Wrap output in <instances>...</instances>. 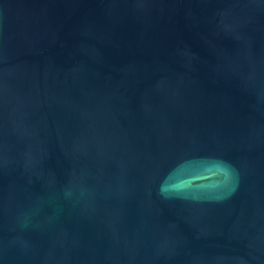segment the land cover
I'll return each instance as SVG.
<instances>
[{"label": "water", "instance_id": "obj_1", "mask_svg": "<svg viewBox=\"0 0 264 264\" xmlns=\"http://www.w3.org/2000/svg\"><path fill=\"white\" fill-rule=\"evenodd\" d=\"M0 264H264V0H0Z\"/></svg>", "mask_w": 264, "mask_h": 264}]
</instances>
